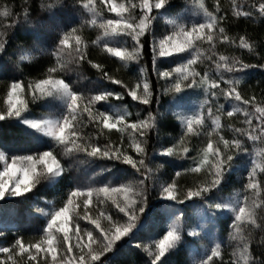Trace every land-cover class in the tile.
<instances>
[{"label": "snow or ice", "instance_id": "6c2138e0", "mask_svg": "<svg viewBox=\"0 0 264 264\" xmlns=\"http://www.w3.org/2000/svg\"><path fill=\"white\" fill-rule=\"evenodd\" d=\"M232 20L264 0L0 3V264H264V39Z\"/></svg>", "mask_w": 264, "mask_h": 264}, {"label": "trees", "instance_id": "16d2710c", "mask_svg": "<svg viewBox=\"0 0 264 264\" xmlns=\"http://www.w3.org/2000/svg\"><path fill=\"white\" fill-rule=\"evenodd\" d=\"M173 2L176 4H184L186 2V0H173ZM206 2L209 5H211L213 3V0H206ZM221 2L225 8L229 7V5H230V0H221ZM0 3H7L10 5L14 4L18 8L23 3V0H0ZM164 27H165V22L163 20H161L159 22V30L163 31ZM230 29L233 33H235V32L243 33L246 31L250 36H252L258 40L264 39V29L261 28L259 23L245 22L243 20H232V21H230ZM86 35H89L92 39L95 38V33H90V32L86 31ZM229 51L232 52L233 50L230 49ZM97 54H98V50H96V49L91 50V55L93 57H96ZM233 54L240 55V52L237 50ZM99 59L103 60L113 72H115L116 69L119 68V72L116 74L123 77L125 80H128L134 76V72L131 70V66L129 69H124V68H121L118 64H115L112 59L106 58L104 56H100ZM245 59H246V61L250 60L253 63L256 62L255 58H252V57H245ZM40 62L45 63L46 58H41ZM93 71L94 70H89L87 67L82 70L84 75L89 76L90 79H95V76L93 75ZM248 72H249V74L244 77V84H242V88H247L248 86H251V91H254L259 95L261 89L264 88V83H260L261 81H264V73H262L260 70H248ZM72 79L73 80L77 79V76L75 73L72 74ZM80 83L85 87L91 86L89 80L80 81ZM157 87H159V85H157ZM2 91H3V84H0V92H2ZM169 99L170 98L167 96L161 97L162 107L160 108V111L163 112L169 107V103H168ZM196 99L197 98L194 97L193 102H195ZM117 106H120V105L118 104ZM129 109L133 112H135L137 110V108H135L131 105L129 106ZM36 111L39 112V111H41V109L37 108ZM178 131H179L178 128L177 129L165 128L163 130V133L171 132L173 135H175ZM8 135H9L10 141H14L16 139L15 135L12 132H9ZM113 138H115V137H113ZM237 179H238V177H237ZM41 194L46 196L48 199H52L53 196L55 195V193H53L52 191H42ZM38 226H39L38 224H33L30 218H28L23 225L24 228H35ZM221 227H222V225L217 226V228H216L217 233H219V231L221 230ZM28 234L29 235H35L36 233L34 231H30ZM257 238H259V237H257ZM188 258L189 257L186 253L181 252L180 254H178L177 256H175L173 258L174 264H184V262Z\"/></svg>", "mask_w": 264, "mask_h": 264}, {"label": "rangeland", "instance_id": "374dc122", "mask_svg": "<svg viewBox=\"0 0 264 264\" xmlns=\"http://www.w3.org/2000/svg\"><path fill=\"white\" fill-rule=\"evenodd\" d=\"M193 18H195V17H193ZM193 103H195V102H193Z\"/></svg>", "mask_w": 264, "mask_h": 264}]
</instances>
